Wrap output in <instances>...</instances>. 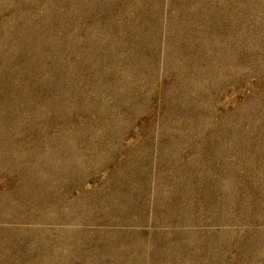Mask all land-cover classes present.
Masks as SVG:
<instances>
[{"label": "rangeland", "instance_id": "rangeland-1", "mask_svg": "<svg viewBox=\"0 0 264 264\" xmlns=\"http://www.w3.org/2000/svg\"><path fill=\"white\" fill-rule=\"evenodd\" d=\"M0 264H264V0H0Z\"/></svg>", "mask_w": 264, "mask_h": 264}]
</instances>
